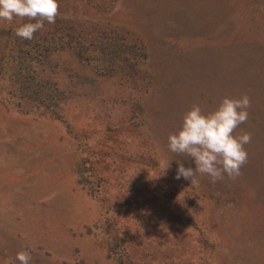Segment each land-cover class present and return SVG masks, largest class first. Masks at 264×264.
Returning <instances> with one entry per match:
<instances>
[{
	"label": "rangeland",
	"instance_id": "1",
	"mask_svg": "<svg viewBox=\"0 0 264 264\" xmlns=\"http://www.w3.org/2000/svg\"><path fill=\"white\" fill-rule=\"evenodd\" d=\"M58 4L31 40L0 20V264H264V0ZM243 95L242 174L176 179L184 114Z\"/></svg>",
	"mask_w": 264,
	"mask_h": 264
},
{
	"label": "clouds",
	"instance_id": "2",
	"mask_svg": "<svg viewBox=\"0 0 264 264\" xmlns=\"http://www.w3.org/2000/svg\"><path fill=\"white\" fill-rule=\"evenodd\" d=\"M58 0H0V20L12 22L14 18L27 19L15 30L22 39L31 40L41 30L45 22L54 24L59 15ZM34 21V22H32ZM250 97L243 95L238 99L225 97L220 105L205 114L199 105H193L183 116L180 129L168 136L171 152L189 157L195 167H185L178 162L176 179L198 183L197 173L207 175L212 183L228 178L235 180L241 168L248 161L245 145L251 142V133L234 135L241 124L247 122ZM159 166L166 171L170 161L161 160ZM16 259L20 264H30L31 254L19 251Z\"/></svg>",
	"mask_w": 264,
	"mask_h": 264
},
{
	"label": "trees",
	"instance_id": "3",
	"mask_svg": "<svg viewBox=\"0 0 264 264\" xmlns=\"http://www.w3.org/2000/svg\"><path fill=\"white\" fill-rule=\"evenodd\" d=\"M51 44H54L53 42H49V50L51 49ZM94 45H97V46H99V50H101V51H105V52H107V54H110L111 56H112V59L114 58V48L116 47L115 46V43H104L103 41L102 42H98V43H95ZM78 46V48H76V49H78L80 52H84L85 51V46L84 45H82V44H78L77 45ZM115 46V47H114ZM37 49H38V47H37ZM43 49H45V50H47L48 51V49L47 48H43ZM85 55V54H84ZM44 57H43V59L45 58V57H47L46 55H43ZM42 58V57H41ZM18 67H20V69L18 70V72L19 73H22V72H24L25 70H26V68L24 67V64H20V66H18ZM24 67V68H23ZM17 68V67H16ZM15 69V68H14ZM18 73V74H19ZM27 77H25V79H26ZM32 80H30V81H27L26 80V82H24V87L22 88V91H31V95H29V97L30 98H32L34 101H38L39 99H40V101H42L43 102V100H41L42 99V97H45L44 95L45 94H43V92H42V90H41V88H36V87H32ZM55 91H58L57 90V88H55ZM51 97L52 96H49V100H46L45 102H43V103H46L47 101H52V99H51ZM41 103V102H40ZM49 102L47 103V105L49 106ZM47 106V107H48Z\"/></svg>",
	"mask_w": 264,
	"mask_h": 264
}]
</instances>
